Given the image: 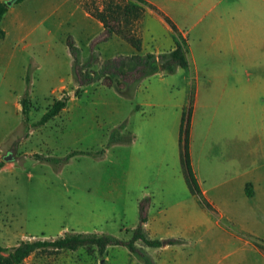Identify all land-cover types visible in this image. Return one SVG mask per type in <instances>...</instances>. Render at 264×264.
Returning <instances> with one entry per match:
<instances>
[{
	"label": "crops",
	"instance_id": "crops-1",
	"mask_svg": "<svg viewBox=\"0 0 264 264\" xmlns=\"http://www.w3.org/2000/svg\"><path fill=\"white\" fill-rule=\"evenodd\" d=\"M148 3L158 11L149 7L142 21L141 53L163 54L175 48L177 35L164 16L186 40L189 34L175 18L201 15L197 22L202 23L207 17V23L196 33L201 41L198 50L188 46L195 59L203 53L210 56L209 70L217 84L162 86L148 79L139 89L140 101L132 122L134 135L125 144L113 146L116 151L127 152L123 171L125 207L121 214L124 222L132 216L129 226L134 230L139 224L140 202L150 196L144 226L148 236L152 240L181 239L183 243L149 247L138 241L137 248L148 261L123 246L108 247L105 258L97 256L100 261L89 260L93 257L86 248L59 251L51 257L55 264H103L104 259L110 261L108 264H264V0ZM152 23L171 36L165 47L157 42ZM46 25L49 35L64 32L62 45L72 68L74 58L68 38L74 40L81 64L92 55L102 63L138 53L116 35L107 38L104 24L79 0H25L11 6L0 24L6 33L0 39L5 73L21 64L26 83L27 56L41 53L36 49L43 47L38 31ZM27 39L29 43L19 48L18 43ZM206 41L208 45L202 50ZM51 49L49 56L58 60L55 49ZM159 77L165 80L164 75ZM65 83L51 93L64 89ZM189 109L188 154L199 193L192 192L182 161V131ZM113 165L108 167L113 170L109 178L112 195L122 181ZM94 213L91 210L86 218L93 231L76 233H103L100 229L108 216L96 214L93 219ZM40 233L51 240L70 232ZM114 248L120 251L111 257ZM249 254L255 260H249Z\"/></svg>",
	"mask_w": 264,
	"mask_h": 264
},
{
	"label": "rangeland",
	"instance_id": "rangeland-1",
	"mask_svg": "<svg viewBox=\"0 0 264 264\" xmlns=\"http://www.w3.org/2000/svg\"><path fill=\"white\" fill-rule=\"evenodd\" d=\"M103 1L97 0L101 6ZM130 1L138 4L135 0ZM142 8L143 21L149 7L142 5ZM200 18L201 15L189 19L175 18L188 32L187 43L195 50L201 45L196 33L208 21L205 17V22L199 23ZM142 21L139 23L141 29ZM47 26L38 31L43 47L36 49L41 53L27 56L26 83L21 64L5 73L6 67L0 61V162L4 163L0 170V247L11 249L23 241L47 240L40 232H92L93 228L86 224L91 210H95L93 219L97 218L96 214L108 216L100 232L129 240L132 237L129 226L132 216L124 222L121 214L125 207L123 171L127 152L123 151L125 149L116 151L113 146L125 144L133 137L132 122L140 101L139 89L148 79L139 87L121 75L113 77L112 85L107 84V77L80 86L73 76L71 82L69 79L74 68L65 45H62L64 32L49 35L45 29ZM152 30L157 42L165 47L171 36L155 23H152ZM146 38L150 40L151 35ZM28 43V39L20 41L18 47ZM206 45L207 41L201 46L202 50ZM51 47L58 54V60L49 56ZM125 53L122 46V54ZM125 57L121 56L119 61H126ZM188 58V69L179 68L175 74L164 75L165 80L160 79L161 74L149 80L162 86L190 88L217 84L211 77L215 75L209 70L211 58L207 53L199 54L195 59L189 49ZM103 64L92 55L80 69L82 74L90 73L96 77ZM63 81H67L65 88L51 93ZM26 95L30 100L27 120L22 112V99ZM64 96L69 98L68 108L47 124L37 125L54 101ZM74 152L76 155L65 162L64 159ZM9 156L12 159L6 161ZM47 158L56 161L49 162ZM112 164L122 180L118 182V192L115 190L114 195L109 182L113 170L108 169ZM240 233L256 241V238ZM112 250L111 257L118 256L115 252L120 250ZM83 251L87 253L85 249ZM55 253L58 251L50 247L37 249L24 264H55L51 257ZM89 255L93 257L89 260H102L97 258V251ZM248 257L255 260L251 254ZM102 262L108 264L110 261L104 259ZM0 264H11L9 252L0 253Z\"/></svg>",
	"mask_w": 264,
	"mask_h": 264
},
{
	"label": "trees",
	"instance_id": "trees-1",
	"mask_svg": "<svg viewBox=\"0 0 264 264\" xmlns=\"http://www.w3.org/2000/svg\"><path fill=\"white\" fill-rule=\"evenodd\" d=\"M8 0H0V24L4 19L5 15L10 10L11 6L7 4ZM25 0H17L15 4H20ZM84 8L96 19L104 24L107 38L116 35L123 40L130 43L136 50L137 54L132 56H127L124 59L126 61L120 62V57L107 60L103 64V69L95 77L92 74H82L81 72V62L79 61V50L75 45L72 38L68 39V47L74 58V69L73 74L75 80L80 86L88 83H93L100 77H107L109 85H112L113 77L121 75L133 81L134 85L138 87L147 79L155 75H172L177 72L179 68L188 69L190 67V62L188 58V43L182 34L179 32L176 25L166 16H164L165 21L170 25L172 30L177 35V42L175 48L163 54L146 53L142 54V37L140 22L144 17V9L142 5H146L151 9L158 11L154 6L148 3V0H135L138 4L134 2H128V0H104L102 6L99 5L97 0H79ZM14 4V5H15ZM6 36L5 31L0 27V39ZM91 64V62H90ZM127 69V70H123ZM120 88V85H117ZM118 88V89H119ZM69 104L68 96L54 101V103L48 108L45 114L42 116L37 125H45L50 120L57 117L62 111H64ZM30 111V100L27 95L22 99V112L28 119ZM191 109L188 110V116L184 118V127L182 131V161L184 171L190 185L192 192L199 193V187L196 182L195 176L192 172L189 154L187 138L189 133V117ZM128 142V141H125ZM74 152L68 155L64 161L68 162L71 157L76 155ZM49 162L56 161L53 158L46 159ZM4 167V163L0 162V170ZM151 204L150 196L144 197L139 206V224L134 229L131 230L132 237L129 240H124L118 238L114 235L103 234V233H65L64 235L51 240H37V241H23L18 246L11 249L0 247L1 252H9V261L11 264H24V261L37 249L41 248H54L58 252L63 250L75 251L79 248H86L89 253L98 252L100 256H103L108 247L111 246H123L127 247L132 253L139 255L146 261L147 258L145 254L137 248V242L141 241L143 244L149 247H162L167 245H178L182 244L181 239H163V240H152L147 232L145 231V224L148 221V210ZM208 208L210 205L205 203Z\"/></svg>",
	"mask_w": 264,
	"mask_h": 264
},
{
	"label": "water",
	"instance_id": "water-1",
	"mask_svg": "<svg viewBox=\"0 0 264 264\" xmlns=\"http://www.w3.org/2000/svg\"><path fill=\"white\" fill-rule=\"evenodd\" d=\"M16 1L17 0H8L7 1V4L9 5V6H13L15 3H16ZM12 158L9 156V157H7L6 158V161H9V160H11Z\"/></svg>",
	"mask_w": 264,
	"mask_h": 264
}]
</instances>
